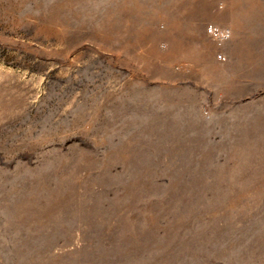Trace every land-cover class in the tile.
<instances>
[{
  "label": "rangeland",
  "instance_id": "374dc122",
  "mask_svg": "<svg viewBox=\"0 0 264 264\" xmlns=\"http://www.w3.org/2000/svg\"><path fill=\"white\" fill-rule=\"evenodd\" d=\"M0 264H264V0H0Z\"/></svg>",
  "mask_w": 264,
  "mask_h": 264
},
{
  "label": "built area",
  "instance_id": "2783aa9c",
  "mask_svg": "<svg viewBox=\"0 0 264 264\" xmlns=\"http://www.w3.org/2000/svg\"><path fill=\"white\" fill-rule=\"evenodd\" d=\"M207 34L216 40L218 43H223L230 36V30L226 27L210 23L206 27ZM219 61H225L226 55L224 52L219 51L216 55Z\"/></svg>",
  "mask_w": 264,
  "mask_h": 264
}]
</instances>
